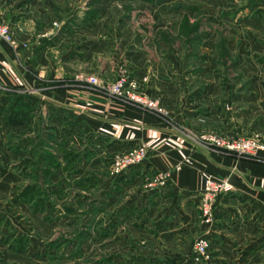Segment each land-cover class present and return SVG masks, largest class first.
I'll list each match as a JSON object with an SVG mask.
<instances>
[{"label":"rangeland","instance_id":"374dc122","mask_svg":"<svg viewBox=\"0 0 264 264\" xmlns=\"http://www.w3.org/2000/svg\"><path fill=\"white\" fill-rule=\"evenodd\" d=\"M0 23L24 74L0 83V264H264V157L217 143L264 145V0H0ZM208 178L233 188L212 223Z\"/></svg>","mask_w":264,"mask_h":264},{"label":"built area","instance_id":"2783aa9c","mask_svg":"<svg viewBox=\"0 0 264 264\" xmlns=\"http://www.w3.org/2000/svg\"><path fill=\"white\" fill-rule=\"evenodd\" d=\"M10 34V30L7 26L0 23V38L5 42L10 43L12 41ZM94 85H99L98 80H94ZM136 85L127 86L125 81L114 85L110 91L113 95L120 98H126L134 104L143 107H151L154 106L152 102L142 95L141 93L135 91ZM109 91V92H110ZM216 141V139L214 140ZM218 145L222 146L226 144L227 149L231 150L232 152H237L247 156H259L263 155L264 157V145L260 141H242V140H235L233 142H221V140L217 141ZM146 157V152L144 149H140L132 153L129 157H126L124 160L121 161L119 164V169H126L132 166H137L138 164L142 163ZM118 169V168H117ZM206 188L205 192V206L203 209V215L208 220L207 223H212V208L211 204L215 201L218 195L220 194H227L232 191V186L227 182H218L211 178H208L205 182ZM206 202H208L206 204ZM206 248V243L204 241H200L198 243V252H203Z\"/></svg>","mask_w":264,"mask_h":264},{"label":"crops","instance_id":"0c3cea01","mask_svg":"<svg viewBox=\"0 0 264 264\" xmlns=\"http://www.w3.org/2000/svg\"><path fill=\"white\" fill-rule=\"evenodd\" d=\"M0 41V83L7 84L8 80L13 82H22L24 74L19 72V69L13 67L16 62L15 56L12 54L11 50ZM252 179L253 183L257 185V194L264 199V166H256L252 168ZM237 185V184H236ZM238 187V186H237Z\"/></svg>","mask_w":264,"mask_h":264},{"label":"trees","instance_id":"16d2710c","mask_svg":"<svg viewBox=\"0 0 264 264\" xmlns=\"http://www.w3.org/2000/svg\"><path fill=\"white\" fill-rule=\"evenodd\" d=\"M10 124L18 127L22 125V122L19 119L15 118V120H10Z\"/></svg>","mask_w":264,"mask_h":264}]
</instances>
